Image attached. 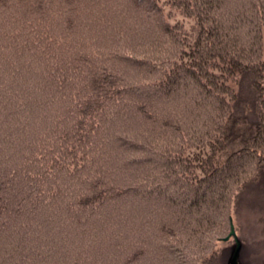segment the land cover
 <instances>
[{"label": "trees", "instance_id": "1", "mask_svg": "<svg viewBox=\"0 0 264 264\" xmlns=\"http://www.w3.org/2000/svg\"><path fill=\"white\" fill-rule=\"evenodd\" d=\"M263 169L264 0H0V264H229Z\"/></svg>", "mask_w": 264, "mask_h": 264}, {"label": "rangeland", "instance_id": "2", "mask_svg": "<svg viewBox=\"0 0 264 264\" xmlns=\"http://www.w3.org/2000/svg\"><path fill=\"white\" fill-rule=\"evenodd\" d=\"M172 15H173V13H172ZM164 16H165V20L166 21H169L168 20V17H172L173 19L171 20V21H173V22H179V21H182L184 24L181 26V24L179 25V27H180V29L184 32L186 29H188L189 28V26L191 25V23H190V20H192V19H189V18H187V19H184V18H180L178 15H176V17H174V16H168V15H165L164 14ZM244 33H245V31H244V29H243V34L241 35V37L243 38V35H244ZM263 54V53H262ZM253 156V157H252ZM250 157H252V158H254L253 160H251V161H248L247 162V160L250 158ZM248 156V158H247V160L246 159H243V167H245L244 168V170H246L247 168H254L255 166H254V164H255V161H256V159H257V157L258 158H260L261 157V155H251V156ZM250 163H252V164H250ZM254 163V164H253ZM249 173H250V175L251 174H253L254 173V171L253 170H251V171H249ZM262 173H263V180H264V169L262 170ZM244 175L245 176V171H243L242 173H241V175ZM248 174H246V176H247ZM250 177V176H249ZM246 183V178L244 179H238L237 181H235L234 180V182H231V185H233L234 187H232L231 189H229V193H231V195L232 194H235L236 193V191L237 192H239L240 193V196H239V201L241 202V196L244 194V193H246V186H244V185H241L240 186V184L241 183ZM258 187V189L255 191V195H258V196H254V195H252V194H249V195H247L246 197H244V199L242 200V202H241V204L244 206L241 210L239 209V211H240V213H239V211H238V214H239V216H240V218H242V221H243V231L242 232H240L239 231V228H238V226H237V223L235 222V221H233V224H234V231H235V234H236V236H238V237H240V236H243V237H246L245 235H241V234H252V236H255V238H257V239H259V235H261V237H264V235H263V233H264V224H262L260 221H264V213H262V214H260L259 213V207H261L262 205H264V202H262L263 200H264V195H263V192L262 191H264V188L263 187H261V186H258V185H256V184H254V185H250V186H248V187ZM259 188L261 189V191L259 190ZM233 189V190H232ZM245 202H248V203H246L245 204ZM241 208V207H240ZM261 212H264V210H262ZM238 216V215H237ZM258 223V224H257ZM216 226H218L219 228H220V230H222V226H221V224H216ZM261 228V229H260ZM219 230V229H218ZM219 230V231H220ZM253 233H252V232ZM228 232H229V230L225 233V235L227 236V234H228ZM231 233V232H230ZM241 233V234H240ZM218 235V234H217ZM217 235H216V239L213 237L212 238V244H213V250H217L219 247L221 248V246H224V243L222 242V241H220V240H218V238H219V235H218V237H217ZM231 235V234H230ZM225 236V237H226ZM232 236V235H231ZM233 237V236H232ZM229 238V236H227L225 239H228ZM230 240H232V238L230 239ZM226 244H227V246L228 247H232V249L230 248V251H232L231 252V254H230V251L228 252V251H226V257H225V260L227 261V263H229L228 262V259H229V261H230V258H231V256H232V253H233V250H234V246H232V245H236V244H234V241H229V242H226ZM226 246V247H227ZM256 248V247H255ZM207 253H208V251H207ZM255 253V252H254ZM250 254H252V250H247V254H246V250H245V255H248L249 257H250ZM197 255H199L198 257H203V252H199V253H197ZM255 255V254H254ZM229 256H230V258H229ZM261 256H263V254H261V255H259L258 257H257V259L258 258H260ZM261 259V258H260ZM241 261V260H240ZM261 262H264V260H260ZM238 262H239V260H238ZM240 263V262H239ZM256 264H261L260 262H257ZM264 264V263H263Z\"/></svg>", "mask_w": 264, "mask_h": 264}, {"label": "water", "instance_id": "3", "mask_svg": "<svg viewBox=\"0 0 264 264\" xmlns=\"http://www.w3.org/2000/svg\"><path fill=\"white\" fill-rule=\"evenodd\" d=\"M230 234L235 238L236 245H235V248L233 250L232 256L230 258L229 264H240L238 262V255H239V250H240L241 244H240L239 240L236 238V234H235L233 227H231V233Z\"/></svg>", "mask_w": 264, "mask_h": 264}]
</instances>
